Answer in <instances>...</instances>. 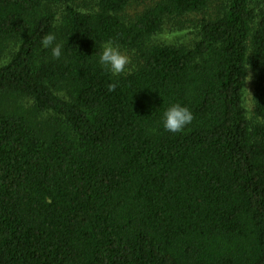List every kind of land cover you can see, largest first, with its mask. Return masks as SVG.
Wrapping results in <instances>:
<instances>
[{
    "label": "trees",
    "instance_id": "16d2710c",
    "mask_svg": "<svg viewBox=\"0 0 264 264\" xmlns=\"http://www.w3.org/2000/svg\"><path fill=\"white\" fill-rule=\"evenodd\" d=\"M0 264H264V0H0Z\"/></svg>",
    "mask_w": 264,
    "mask_h": 264
},
{
    "label": "clouds",
    "instance_id": "9594fccd",
    "mask_svg": "<svg viewBox=\"0 0 264 264\" xmlns=\"http://www.w3.org/2000/svg\"><path fill=\"white\" fill-rule=\"evenodd\" d=\"M45 50H50L51 57L58 60L62 56V44L57 42L55 34H46L40 41ZM98 62L102 69L110 72L113 76H119L126 72L131 63L129 55L122 51L120 46L109 40L102 45ZM116 84H110L109 91H114ZM194 119L191 110L179 103L171 104L164 110L161 124L164 131L177 134L189 126Z\"/></svg>",
    "mask_w": 264,
    "mask_h": 264
},
{
    "label": "rangeland",
    "instance_id": "374dc122",
    "mask_svg": "<svg viewBox=\"0 0 264 264\" xmlns=\"http://www.w3.org/2000/svg\"><path fill=\"white\" fill-rule=\"evenodd\" d=\"M142 8H143V6H140L139 8L137 6H134L128 11V14L136 15L138 11L142 10ZM187 32L189 34V31H187ZM180 35L183 36L184 34H180ZM164 37H167V36H164ZM164 37H163V39H164ZM171 38H173V35H171ZM161 40H162V37H161ZM122 51L126 52L129 55L130 60H131V63L129 65L128 70L126 72L122 73V74H128L136 68L138 60H137L134 53L128 52L125 50H122ZM245 108L248 112L249 118H251V119L254 118V116H255V114H254V85H253L252 73L250 71L248 72L247 81H246V88H245Z\"/></svg>",
    "mask_w": 264,
    "mask_h": 264
}]
</instances>
